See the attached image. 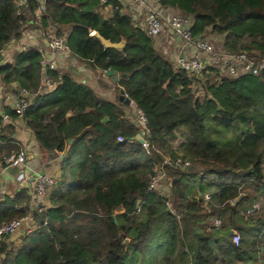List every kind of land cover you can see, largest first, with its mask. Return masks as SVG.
Segmentation results:
<instances>
[{"label": "trees", "instance_id": "trees-1", "mask_svg": "<svg viewBox=\"0 0 264 264\" xmlns=\"http://www.w3.org/2000/svg\"><path fill=\"white\" fill-rule=\"evenodd\" d=\"M18 2L0 0V52L21 38L40 5ZM155 2L191 16L194 39L208 29L225 54L264 60V0ZM45 8L42 26H55L76 59L93 73L118 74V90L146 116L148 147L134 140L139 129L125 120L128 106L62 75L22 118L43 152L66 153L60 175L41 211L32 210L26 189L0 195V226L27 215L37 224L18 246L0 243V264H264V218L250 223L241 214L259 203L264 211V162L257 154L240 159L264 144V70L231 78L208 68L197 96V78L175 69L120 2L111 1L109 18L100 0H48ZM92 32L112 43L124 40L125 47L105 49ZM40 58L33 49L14 53L0 65V87L35 93ZM3 115L18 120L3 107L0 158L19 151ZM178 160L189 167L175 166ZM158 173L170 183L168 194L148 192ZM204 194L211 198L207 209ZM215 219L219 229L211 226ZM232 230L240 234L238 246Z\"/></svg>", "mask_w": 264, "mask_h": 264}, {"label": "built area", "instance_id": "built-area-1", "mask_svg": "<svg viewBox=\"0 0 264 264\" xmlns=\"http://www.w3.org/2000/svg\"><path fill=\"white\" fill-rule=\"evenodd\" d=\"M111 1L113 0H100L102 11L107 7H110ZM116 1L125 5L126 13L131 17L135 26L143 28L149 37L156 38L164 33H167L170 36V40L167 42L168 46L177 49V56L172 64L175 69L183 70L197 78L198 83H192V89L197 96H203V89L200 86L201 81L198 80V78H201L202 73H208V68L215 67L223 75L231 78H238L245 74L264 70V60L257 62L254 59L249 58L244 52L237 55H227L221 48L214 46L215 44L212 45L213 43H211L206 37L194 39L191 35V29L194 23L191 16L175 14L170 18H165L161 14L160 6L155 0ZM45 13V4H40L35 12L34 19L31 20L34 25H37L41 38L45 42V51H38L41 56L39 61L40 86L35 93H31L27 89H20L18 98L10 106V109L19 119L23 118L26 110L36 97L51 94L55 91L59 84L60 77L62 76L60 70L67 68L69 65L81 72H86L87 70L85 64L75 58L66 43V39L57 34L55 26L51 24H48L46 27L42 26V19L45 16ZM140 19L142 23L140 22ZM27 23L28 22L22 27L21 36L25 33L24 28ZM14 41L16 40L11 42ZM2 51L0 52V56L2 55ZM104 73L105 72L100 75L104 76ZM56 75L58 77H56ZM124 96L127 98L126 95ZM128 107H132L134 117L133 122L130 121L131 117H127V121L131 122L139 129L138 134L143 133V143L141 145L143 148H147L148 143L145 140V137L147 136L146 116L143 111L133 104L132 101H130ZM3 120L8 121V116L3 115ZM117 141L124 142V139L118 137ZM174 165L179 167H189L188 163H180L179 160L176 161ZM7 169H18L16 180L20 181L21 184L27 183L28 175L31 174V170L26 165V153L24 150H19L0 158V195L2 193V179L9 176L10 173ZM56 181L57 179L55 177H47L45 175L35 176L31 195V201L35 205V209L39 211L42 210L41 202L45 200L48 192L55 187ZM169 188L170 183L164 179L162 173H158L150 179L148 192L158 189L164 194H168ZM203 199L204 208L207 209L208 204L211 202L210 195L204 194ZM137 211H139V209ZM257 211L258 205H253L243 214L244 219L248 220L253 217ZM211 226L219 229L221 221L215 219ZM35 229L36 223L30 215L13 220L10 223L0 226V243L4 242L6 238L14 237L19 231H22V235H29ZM231 241L236 246H238L241 241L240 234H238L236 230H232Z\"/></svg>", "mask_w": 264, "mask_h": 264}, {"label": "crops", "instance_id": "crops-1", "mask_svg": "<svg viewBox=\"0 0 264 264\" xmlns=\"http://www.w3.org/2000/svg\"><path fill=\"white\" fill-rule=\"evenodd\" d=\"M24 1L25 0H19L18 5L21 7L24 4ZM160 12L165 18H170L171 16L177 14L173 10L161 8ZM104 14L108 15L105 18H109L112 15L111 8L107 7ZM24 30L25 33L21 36L20 39L14 42H10L8 46L2 51V55L0 56V65L8 62L14 53H18L23 50L33 49L37 51H45V42L41 38V34L37 25H34L32 21H28ZM153 40L154 45L159 52L169 58L171 62L175 61L177 56V49L168 46L167 42L170 40V36L167 33L153 38ZM85 67H87V65H85ZM73 71H76V73L78 74V79L76 80V82L83 83L86 86L90 87L101 99L111 103L118 101V92L115 90L117 85H115L114 87H110L109 89H103L101 85L99 86L98 80L101 78L103 79L104 77L103 75H100L101 73L99 71L93 73L87 67L86 72H81L69 65L67 68H63L62 70H60V74L67 75V72ZM104 82L106 84H109L110 79L104 77ZM0 89V113H2L3 107L10 108L12 103L16 101L19 96L18 93L20 90L16 84H11L7 89L2 87H0ZM133 112V109L131 110L129 108L126 111V117H131V122H133ZM5 124L9 126L12 125V137H14L16 141L15 143L18 145L19 150H24L26 152V149L30 146L34 151L38 150L41 156L40 161L42 162L43 167L46 168L48 166H51L54 177L58 179L60 175V163L62 161L60 160V156L62 154H46L45 152H43L35 141L33 133L25 126V123L22 121V119L18 118V120L15 121L8 120V122H6ZM15 174L16 173H13L11 171L9 173V176L2 179L1 196L11 198L16 192L20 191L21 189H26L28 191V194L31 196L33 187H30L29 181H27L26 184H21L20 181L16 180ZM31 176V174L28 175V180L31 178ZM31 206L33 208L32 201ZM22 237V231H19V233L12 237L9 242L16 246L17 243H20Z\"/></svg>", "mask_w": 264, "mask_h": 264}, {"label": "rangeland", "instance_id": "rangeland-1", "mask_svg": "<svg viewBox=\"0 0 264 264\" xmlns=\"http://www.w3.org/2000/svg\"><path fill=\"white\" fill-rule=\"evenodd\" d=\"M206 37L208 38V40H212V43H213V41H214V39H217L218 38V36H216V35H214L210 30H206ZM217 37V38H216ZM220 38V37H219ZM217 42V45H216V43H214V44H212V45H214V46H216V47H219V48H221V39H219L218 41H216ZM67 74L69 75V76H71L72 77V79L73 80H77L78 79V74L76 73V71H73V72H67ZM98 83H99V86L101 85V87L103 88V89H109L110 87H114L115 85L112 83V79H110V83L109 84H106L105 82H104V77H103V79L101 78V79H99L98 80ZM129 109H132V107H129ZM125 120H127V117H125ZM263 148H264V144H259L257 147H255V148H253V149H249V150H246V151H244L243 152V154H242V156H241V161L242 160H245V163L247 162V161H249V160H251V158L253 157V156H255L256 154L257 155H259V157H260V159H262L263 160V162H264V152H263ZM26 165H27V167L31 170V178L28 180L29 181V184H30V187L32 188L33 187V185H34V178H35V176H37V175H45V176H47V177H54V175H53V172H52V169H51V166H48V167H46V168H44L43 167V164H42V162L40 161L41 160V156H40V153H39V151L37 150V151H34L33 149H32V147L30 146V147H28L27 149H26ZM242 164H244V162H241ZM263 170H264V163H263ZM56 183H57V181H56ZM55 186H56V184H55ZM243 191H244V195L246 194V192H247V189L246 188H244L243 189ZM41 203H43V201L41 202ZM33 204V203H32ZM255 205H258V211L254 214V216L253 217H251V218H249L247 221H249L250 223H255V222H257L259 219H261V218H264V211H263V208H262V204L261 203H259V204H255ZM246 208V206L242 209V211H241V214L243 213H245V211L247 210V208ZM251 208V207H250ZM35 209V205L33 204V208H32V210H34ZM245 209V210H244ZM249 209V208H248ZM244 210V211H243ZM242 214V215H243ZM243 218H244V215H243ZM37 225V224H36ZM237 232V231H236ZM238 233V232H237ZM239 234V233H238ZM26 236V235H25ZM12 238V237H11ZM11 238H6L5 239V242H8V241H10V239ZM20 243H17V245L16 246H18ZM16 246H13V247H16ZM13 247H11V248H13Z\"/></svg>", "mask_w": 264, "mask_h": 264}, {"label": "water", "instance_id": "water-1", "mask_svg": "<svg viewBox=\"0 0 264 264\" xmlns=\"http://www.w3.org/2000/svg\"><path fill=\"white\" fill-rule=\"evenodd\" d=\"M39 4H46L48 2V0H37ZM91 36L96 38L101 44L102 46L105 48V49H114L116 51H122L123 48L125 47V41L122 40L120 41L119 43H112L111 41L109 40H106L104 39L103 37H101L97 32H92L91 33ZM104 76L108 79H112V83L114 85H116L118 83V80H119V76L118 74L113 71V70H108L104 73ZM116 91H118V101L120 103H123L125 106H128L130 104V100L128 98H126L124 95H123V92L121 90H118V87L116 86L115 88ZM107 118L105 117L102 122H107ZM143 133H140L138 134L136 137H135V140L138 141V143L142 144L143 143ZM69 143H72V141H70ZM66 153L62 154L60 156V160H63L64 157H65ZM8 172H13V173H18V169H7ZM15 174V175H16ZM139 204V202H138Z\"/></svg>", "mask_w": 264, "mask_h": 264}]
</instances>
